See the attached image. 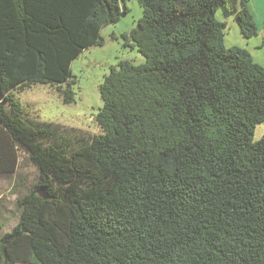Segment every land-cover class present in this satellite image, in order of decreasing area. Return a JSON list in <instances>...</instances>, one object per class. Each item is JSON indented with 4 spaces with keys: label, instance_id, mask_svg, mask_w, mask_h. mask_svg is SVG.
Returning <instances> with one entry per match:
<instances>
[{
    "label": "trees",
    "instance_id": "1",
    "mask_svg": "<svg viewBox=\"0 0 264 264\" xmlns=\"http://www.w3.org/2000/svg\"><path fill=\"white\" fill-rule=\"evenodd\" d=\"M142 16L98 90L99 133L30 119L13 91L55 85L102 45L120 0H0V174L19 151L39 175L0 237L6 264H264V66L224 45L223 8L245 39L250 0H137Z\"/></svg>",
    "mask_w": 264,
    "mask_h": 264
},
{
    "label": "rangeland",
    "instance_id": "2",
    "mask_svg": "<svg viewBox=\"0 0 264 264\" xmlns=\"http://www.w3.org/2000/svg\"><path fill=\"white\" fill-rule=\"evenodd\" d=\"M120 5L126 7L127 12L115 23L101 28L102 45L87 47L71 62L70 70L75 80L72 85L73 102L64 103L56 86L50 84H35L22 91H13L27 117L70 130L71 145H76L80 140H90L99 133L94 120L102 106L98 87L110 68L115 67L119 60H128L133 64L144 62V57L136 49L125 45L121 36L136 26L142 16V7L137 0H120ZM215 17L225 23L222 30L226 47L242 42L253 48V40L245 39L240 34L233 14L219 8ZM263 134L264 124H258L253 140H258ZM38 175L37 166L23 151H19L16 172L12 175L0 174V237L17 224L20 216L17 200L33 189ZM0 264L6 263L0 258Z\"/></svg>",
    "mask_w": 264,
    "mask_h": 264
},
{
    "label": "crops",
    "instance_id": "3",
    "mask_svg": "<svg viewBox=\"0 0 264 264\" xmlns=\"http://www.w3.org/2000/svg\"><path fill=\"white\" fill-rule=\"evenodd\" d=\"M249 10L253 15L258 30L257 35L252 37L254 39H250L253 40V48H250L247 43L242 42H238L237 45L232 46L245 48L250 53L254 62L264 66V0H250Z\"/></svg>",
    "mask_w": 264,
    "mask_h": 264
}]
</instances>
